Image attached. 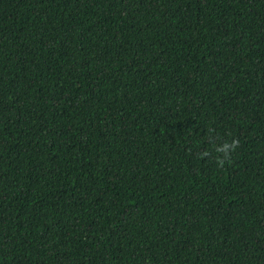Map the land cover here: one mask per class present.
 <instances>
[{
    "label": "trees",
    "instance_id": "1",
    "mask_svg": "<svg viewBox=\"0 0 264 264\" xmlns=\"http://www.w3.org/2000/svg\"><path fill=\"white\" fill-rule=\"evenodd\" d=\"M0 264H264V0H0Z\"/></svg>",
    "mask_w": 264,
    "mask_h": 264
},
{
    "label": "clouds",
    "instance_id": "2",
    "mask_svg": "<svg viewBox=\"0 0 264 264\" xmlns=\"http://www.w3.org/2000/svg\"><path fill=\"white\" fill-rule=\"evenodd\" d=\"M235 147H236V142L233 141L232 144H227V145H223L219 151L220 153L222 154L223 156V161L222 162H226L228 161L229 159V156H230V152L231 151H234L235 150Z\"/></svg>",
    "mask_w": 264,
    "mask_h": 264
}]
</instances>
